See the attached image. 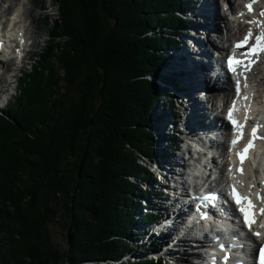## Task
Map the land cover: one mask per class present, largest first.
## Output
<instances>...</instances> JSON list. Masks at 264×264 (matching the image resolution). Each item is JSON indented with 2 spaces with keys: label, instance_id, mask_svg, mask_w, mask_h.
Returning <instances> with one entry per match:
<instances>
[{
  "label": "trees",
  "instance_id": "obj_1",
  "mask_svg": "<svg viewBox=\"0 0 264 264\" xmlns=\"http://www.w3.org/2000/svg\"><path fill=\"white\" fill-rule=\"evenodd\" d=\"M54 2L60 19L50 44L0 112V264H124L133 195H149L133 183L150 176L138 160L155 154L147 117L159 87L151 79L188 25L179 13L190 2ZM57 219L73 228L64 251L49 229Z\"/></svg>",
  "mask_w": 264,
  "mask_h": 264
},
{
  "label": "bare ground",
  "instance_id": "obj_2",
  "mask_svg": "<svg viewBox=\"0 0 264 264\" xmlns=\"http://www.w3.org/2000/svg\"><path fill=\"white\" fill-rule=\"evenodd\" d=\"M17 0H2V4H0V41H3V47L5 50L9 52L11 49V45H17L20 46L23 44V40H25L27 46V36L29 34V27H27L28 23V16L30 15V11L28 8H26V4L24 0H20L18 5L14 4ZM222 3L227 4L229 6V10L232 13V19L235 23L239 24L240 21L243 20V22H246L247 20H253L260 19L261 23H263L262 27L260 28V31L262 28H264V16H261L257 13L258 7L259 9L264 8V0H261L260 2L256 3L255 6L257 7L255 12L252 15L246 16L245 10L242 7L243 4L232 2L230 0H220ZM249 1V0H248ZM216 2H219V0H191L190 8L186 11V16L194 21L193 25L189 28V24L183 27V37L181 39H178L176 37L177 46H173V49H171V52L173 51V54L169 53V51H165L167 54L168 60L164 64V68L159 69V75L161 77H164L166 79H169L170 82L167 83L168 89H171V92H173L172 95L175 96V93H181L182 103L185 104V109L183 111V115H175L173 112V108L171 105H169L168 110L166 107L168 105H164V109L162 110L164 113L161 115V117L158 118L156 114L153 115V120L151 121V128L152 132L155 133L156 142L160 145L159 149L157 151H154L159 162H161L159 165L161 167H164L165 165H171V173L167 175V183L165 185H160L156 181L148 183L150 186V190L153 191L152 195L158 197L157 201L150 200L151 205L157 206L156 214L163 215L165 213L164 208H162L161 205L167 204V200L171 202L170 210H174L176 203L172 200L178 199L180 200L182 198V192L185 185H190L191 183L187 180L185 181L186 177H183L184 173H180V169H184L186 166L189 168L191 165L192 167L189 168V172L194 174L198 173V170L204 169L200 165L196 166V160H193V157L190 154H186L191 148H188V146L195 147L196 149H200L202 146H200L199 142L196 140L188 138V143H186L187 146H184V155H180L177 153V147L171 146L169 147L167 144L165 147H162L165 141L167 142H173L172 137L170 135H163L164 132H173V133H180V134H186L187 129L192 131L195 136L197 135H204L208 132V129L205 127V125H202V122H200L201 112L204 111L203 109V103L205 102V98L203 100V96L205 95V92L210 89L209 83H208V72L205 68L204 64H201V60H199V53L204 54L206 50L210 49L208 47L209 45H206L207 41L211 44L214 42L213 36H216L221 33L220 29L222 28V25H224V29L227 30V38L224 39L225 36L222 35V47L224 51H227L229 49V46H231L234 42H237L241 39L243 35H246L248 32V29L246 26L243 25V23L239 24L238 29L239 32H234L233 24L230 23V21L227 19V15L223 14L221 11H217V4ZM237 4V7H235L234 4ZM248 3H245V5ZM222 6V5H221ZM222 8V7H221ZM12 11V13H11ZM218 12V13H217ZM11 13V14H10ZM242 13V15H241ZM240 15V16H239ZM184 19V17H182ZM185 18V19H187ZM4 23V24H3ZM3 24V26L1 25ZM222 24V25H221ZM2 26V27H1ZM251 26H254V24H251ZM223 30V29H222ZM215 32V33H213ZM190 33V34H189ZM208 37V38H206ZM186 40V41H185ZM181 41H185L186 43L182 45ZM215 43V42H214ZM194 44V47L192 45ZM33 45V43H32ZM196 46V49H194ZM198 47V48H197ZM172 48V47H171ZM176 49V50H175ZM175 50V51H174ZM20 54V53H19ZM18 54V55H19ZM176 54V55H175ZM1 56V55H0ZM177 58V59H175ZM1 64H7L9 66L10 62H2L3 58L0 57ZM11 64V63H10ZM169 65V67H166ZM177 68V69H176ZM22 70H20L21 72ZM175 78L176 82H171V79ZM253 81L256 85V83L263 86L264 83V68H259V71L256 75L253 76ZM5 82L4 78H0V84ZM8 84V82H6ZM9 85V84H8ZM157 85V84H156ZM257 87H259L257 85ZM263 88H258V92L260 93V97L262 100V94L261 90ZM5 90L3 88H0V94H3ZM229 95H232V90L228 91ZM228 93L225 95H228ZM197 94V96L195 95ZM247 96H249L248 100H245L244 97L242 101L239 102V106L237 107V110L235 111V114L237 116L240 115L241 121L240 124L243 126V133L244 128L250 127L254 123H258L261 120V123L263 127H261V130L264 131V103L258 102V98L256 97L255 91L250 90L247 87V91L245 92ZM256 98V99H254ZM209 102L210 100H206ZM216 110H222L227 114V110L225 109L224 103L222 101L217 103ZM218 115V114H217ZM225 117V116H223ZM199 119L198 121L196 119ZM166 134V133H165ZM187 135V134H186ZM188 136V135H187ZM171 139V140H170ZM260 148L258 149V154L261 151L262 155H264V140H259ZM165 150L172 151V155L169 153L170 158L168 156L162 153ZM192 151V150H191ZM189 157H188V156ZM186 158V159H185ZM182 161V162H181ZM264 161V158L262 159ZM261 161V162H262ZM151 163L155 164L156 161H150ZM205 170H212L215 171L216 174L220 175L221 173L218 170V163L215 162L214 159H209V157H206L204 159ZM251 163L250 161L247 163V165L243 168H245L244 172L242 174H237V176L233 177L236 171L230 166V157L226 160V166H224V172L227 173L229 177L232 179H235L234 182H240L244 185L246 191L248 193H252L254 190L259 188V184H263L264 178L259 177L261 173L264 174V164L260 167H258V171L254 172L255 178H253V175H250L246 173L250 172L248 168L250 167ZM147 167V166H146ZM159 166H153L152 169L157 170L160 169ZM169 169V168H168ZM231 169V171H230ZM149 170V169H148ZM162 170V169H161ZM164 176V175H163ZM189 176V174H187ZM158 182L162 183L161 180H159L158 176L155 178ZM226 180V178H225ZM228 181L229 180L228 178ZM193 186L194 188L197 185V182L194 178H192ZM165 183V182H164ZM146 184V183H145ZM152 185V186H151ZM159 185L161 186L160 189H156L155 186ZM185 190V189H184ZM168 192H172L169 193ZM155 194V195H154ZM158 195V196H157ZM137 199V198H136ZM166 200V202H165ZM178 202V201H177ZM261 204V203H260ZM150 205H147L149 207ZM234 211V210H233ZM171 217H175V213L170 214ZM139 216H141V212L139 213ZM161 217V216H160ZM139 231L135 232V238L140 239V245L148 246L146 251H149L151 247H154L158 245L163 252H166V254L172 256L171 259H179L175 264H182V262L185 264H195L193 263V258L189 257L187 254H189L192 249L190 247V242L187 240V231L180 230V227H177V224H170L169 226H164L162 229L157 230L156 232H153V229L146 228L147 226L154 227L152 225H141L145 223L142 221L139 217ZM157 222H154V225ZM200 228L203 231H198L199 233L195 234L193 241H196V244L201 245L199 249H202L204 247L205 241H203L204 236L201 238L202 233H206L209 231H206V229L203 228V226L200 225ZM177 231V234H175ZM73 233V228H72ZM181 235L183 242L185 243L183 248H180L181 252L177 250L178 247L176 245L173 246L174 241L178 239V237ZM145 238L144 240H142ZM73 239H74V233H73ZM72 239V243H73ZM136 239V240H137ZM181 240V239H178ZM135 241V239L131 240L130 242ZM136 247L138 244H135ZM142 247V246H141ZM197 247V246H195ZM199 247V246H198ZM138 249V247L136 248ZM185 249V250H183ZM187 254H186V253ZM187 255V256H186ZM182 261V262H180ZM163 264H169L166 260L163 262Z\"/></svg>",
  "mask_w": 264,
  "mask_h": 264
},
{
  "label": "rangeland",
  "instance_id": "obj_3",
  "mask_svg": "<svg viewBox=\"0 0 264 264\" xmlns=\"http://www.w3.org/2000/svg\"><path fill=\"white\" fill-rule=\"evenodd\" d=\"M19 1L20 0H17L14 4H16V6H17L18 3H19ZM24 1H25V4H26V8L28 7L29 8V11H30V15L28 16V20H27L28 21L27 27L30 26L29 27V30H28L29 31L28 36L31 37V39H29V45H32V43H33L32 46H29L28 47V52H27L28 54H27V56L31 57L34 60L35 59V56H37L38 54H40L42 52V50L45 49V47L47 46V44H50V36H49V33L52 30V28L55 26V22L56 21H59V19H60V13H59V8H58V3L57 2H54V0H24ZM188 1L190 2L189 4L191 5V0H188ZM220 2H216V3H218L217 4V11L218 10L221 11ZM0 4H2V0H0ZM190 5H188V6L190 7ZM234 5H235V7H237V4L236 3ZM28 8H27V11H28ZM11 13H12V11H11ZM185 13L186 12H184L182 14L183 17H184L183 20H185L186 22H188L189 28H190L193 25V22L194 21L190 18L191 16H189V18H187L188 16H186ZM185 18H187V19H185ZM222 26H224V25H222ZM154 31L156 33H159L161 31V29H158L157 28ZM213 33H215V32H213ZM216 34H218V36H220V37H222V35L223 36L226 35L225 33H223V34L216 33ZM176 36L178 37V39H181L183 37V28H182V32L179 31L176 34ZM185 41L184 42L181 41L182 45H184L186 43ZM176 44H177V42H176ZM177 46H175V48ZM171 49H173V47L172 48L171 47L165 48L162 51L163 52L169 51V53L173 54V51L171 52ZM7 55L9 56V54H7ZM175 59H177V58H175ZM8 62L11 63V64L9 63V66L6 63L5 64L4 63L3 64H0V78H4L5 79V82H3V83L0 84V88H3L5 90L4 96L5 95L8 96L11 93V88L13 90L14 87L16 86V91H13L15 93V95L10 98V100L13 101L14 98L16 97L17 91H18V85H17V81L15 79H19V80L22 79L21 78L22 77V74H21L22 72H20V68H21V64L20 63L21 62L20 61H16V60H11V61H8ZM165 62H166V60L164 59L163 60V63L160 64V67L161 68H164L165 67L164 66ZM160 67H159V69H160ZM166 67H169V65H167ZM26 68H27V66L25 65V68L24 69H26ZM14 75H16V77H14ZM6 82H8L9 85L6 84ZM152 82H154L155 84H157V87H159V90L157 91L159 97L157 99V104L151 109V112L149 113V115L147 117L148 118V123L150 124L151 119L153 118L152 117L153 114H156L158 116V118L161 117L162 110L164 109L163 107H165L164 105H168L166 108L168 110H171V109H169V107H170L169 104L166 103L167 100L170 101V104H171L172 108H174V111L173 112L175 113V115L182 116L184 109H181V108H178V107L176 108V106H175V100H177V102L179 101L178 103H181L180 100H179L180 97L177 96V95H180L181 96V93H177V94L175 93V96L172 95L173 92H171V89L170 88L168 89V86H167V83H169L170 80L169 79H166L164 77H161L159 75V73H157V75H155L152 78ZM7 90H10V91H7ZM6 91H7V93H6ZM195 95L197 96V94H195ZM3 99H4V102H5V98H3ZM206 100H208V97L206 98ZM11 101H10V103H11ZM0 103H2V102H0ZM10 103H9V105H10ZM6 110H8V109H6ZM6 110H4V111L3 110H0V112H4L5 113ZM152 133L155 135L156 132H152ZM162 134L163 135H167L168 134L170 136L175 137V140H173L172 143L170 141L169 142L165 141L164 144L162 145V147H165L166 144H167L169 147H171V146L177 147V150H180L181 149L180 148V143H179V145L176 144L177 139H179V138H176V136L173 135L174 134L173 132H167L166 131V132H164ZM173 137H172V139H173ZM153 139H154V137H153ZM153 141L154 142H152L150 146L152 147L151 150L153 151V153H155L154 151H157L159 149L160 145L156 142L155 139ZM167 151L168 150H165L163 152V150H162V153L165 154V157L167 155L168 158H170L169 153L170 152L172 153V151L171 150L168 151L169 153H167ZM177 153L178 154H181L180 151H177ZM157 158H158V156H157ZM151 160L153 161L152 157L145 155V156L139 157L138 163L140 165L141 164L142 165L145 164V166H147V169H149L148 170V172H149V171H151V165L153 164V163L150 162ZM155 161H156V163H161L157 159ZM171 168H172V164L171 165H168V166L165 165L164 167H161L160 168L162 170H161V173L158 176V178H159V180L162 181V183H160L157 180H155V178H157V175H153V173H151V172H149V174H150L149 178L146 177L147 179L146 178H143V177L140 178L138 176V180H136V179L133 180V183L136 182L138 188H141L143 190L146 189L145 192H149V195L148 196H145V194H144L143 196H141V195H139L140 192H137L136 194L133 195V197L137 198L138 201H136V204L137 203L138 204L135 207V211L131 214V216L133 218L132 219L133 222L131 220V223L128 225V227L130 228V234H132V232H138L139 231V228H140L139 227V221H140L139 220V217H140V219L142 218V221H144L143 220V217L147 218V217L151 216V219L149 221H152V218L156 217V211H157V206L158 205L157 206H153L148 201H150V200L157 201L158 197L155 198L156 196H153L152 195V192L153 191L149 190L150 186H149L148 183L153 182V181H156L161 186L162 185H165L167 183V180H168L167 179V177H168L167 175H169V173H171ZM144 181L146 182V184L144 183ZM161 186L156 185L155 188L161 190L160 189ZM169 193H172V192H168V194ZM135 198H133V199H135ZM165 202H166V200H165ZM167 203H168V200H167ZM146 205H150V206L146 208L145 207ZM161 206H162V208H164V210H166L165 208H167V204L161 205ZM150 209H151V212H148V211H150ZM145 210L147 211V213H146ZM136 211H137V213H136ZM140 212H141V216H139V213ZM148 214H149V216H147ZM149 221H144L145 223H143L141 225L142 226L143 225H146V224L148 225L149 223L154 222L155 219L152 222H149ZM62 224L64 225V223L62 221H60V219H57L53 224H51L49 226L50 233H51V237H52V242H53L54 246L58 250H60V251L67 250V248L70 247V245L68 244L69 231L68 230H65ZM146 228L149 229V228H151V226H147ZM133 239H135V241L133 242V244H132V242L130 243L131 239L127 241L128 244H129V246L131 247V249L132 250L134 249L133 252L131 251L130 254L125 253L121 257L120 262H123L124 264H128V263L143 262L144 260H147V259H149V260L150 259H153V260L155 259V256H154L153 253H144L146 251V249H148L147 248L148 246L140 245V242H141L140 239H137L135 237H133ZM135 244H138V246H137L138 249H136L137 247H136ZM151 256H153V258H151ZM166 261L169 264H175V262H177L174 258H173V260H171V259L168 258V259H166ZM180 262H182V261H180ZM82 264H107V263L106 262H84ZM182 264H184V263L182 262Z\"/></svg>",
  "mask_w": 264,
  "mask_h": 264
},
{
  "label": "snow or ice",
  "instance_id": "obj_4",
  "mask_svg": "<svg viewBox=\"0 0 264 264\" xmlns=\"http://www.w3.org/2000/svg\"><path fill=\"white\" fill-rule=\"evenodd\" d=\"M249 13L253 11V6L251 3L247 4L245 6ZM242 15V13H241ZM261 16H264V11L260 13ZM250 25L253 23H256L257 25L261 24V21H253L249 20L247 21ZM253 38V33L251 29H249L248 33L244 36V38L241 41H238L235 45L237 49L246 47L248 49V54L251 55L252 57H255L261 52H264V28L261 29L260 34L256 35L254 37V43H249L250 39ZM251 60H243L236 58L233 55H229L227 57V67L228 70L231 71L232 73L236 74L240 69H243V72L241 74H244L246 76L247 71L250 70V65H251ZM236 92L239 95L240 92V84L239 81L236 82ZM247 99V97H245ZM235 110V103H233L232 108L229 109L228 114H227V119L230 121L234 129L239 130V135L237 136L236 139L231 141L232 145H235L239 142V140L242 138L243 135V126L235 119H233V111ZM260 125H255L252 128V139L249 140L248 144L245 146L243 152H238L237 156L240 158L241 164L243 163L244 159L246 158V154L248 152V149L251 148L252 145V140L257 138V132L258 128ZM231 171V169H230ZM238 171H243V169H238ZM228 196L234 201V203L237 205L238 211L242 214L243 216V222L245 225L250 226L252 223H254V214L252 213L251 209L253 208L252 202L248 200L246 197H243L238 193L235 189V186H232L230 193H228ZM214 198V194H208L206 196L201 197V199L204 200H211ZM264 199V197H262ZM245 202L247 206H245ZM261 212L264 213V209H261ZM256 235H259L257 233Z\"/></svg>",
  "mask_w": 264,
  "mask_h": 264
},
{
  "label": "water",
  "instance_id": "obj_5",
  "mask_svg": "<svg viewBox=\"0 0 264 264\" xmlns=\"http://www.w3.org/2000/svg\"><path fill=\"white\" fill-rule=\"evenodd\" d=\"M72 239H73V233H72V227L69 229V236H68V244H72Z\"/></svg>",
  "mask_w": 264,
  "mask_h": 264
}]
</instances>
